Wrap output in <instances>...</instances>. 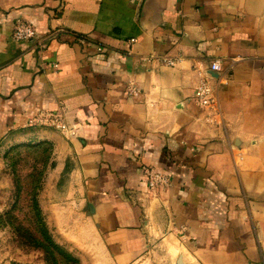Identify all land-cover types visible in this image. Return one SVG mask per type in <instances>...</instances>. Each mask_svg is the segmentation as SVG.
I'll use <instances>...</instances> for the list:
<instances>
[{"label": "crops", "instance_id": "crops-1", "mask_svg": "<svg viewBox=\"0 0 264 264\" xmlns=\"http://www.w3.org/2000/svg\"><path fill=\"white\" fill-rule=\"evenodd\" d=\"M32 130L110 256L160 233L196 264H264V0H0V141Z\"/></svg>", "mask_w": 264, "mask_h": 264}, {"label": "rangeland", "instance_id": "rangeland-1", "mask_svg": "<svg viewBox=\"0 0 264 264\" xmlns=\"http://www.w3.org/2000/svg\"><path fill=\"white\" fill-rule=\"evenodd\" d=\"M73 170L35 130L0 141V264H177L181 256L196 264L172 234L153 235L143 253L110 256L89 222Z\"/></svg>", "mask_w": 264, "mask_h": 264}, {"label": "built area", "instance_id": "built-area-1", "mask_svg": "<svg viewBox=\"0 0 264 264\" xmlns=\"http://www.w3.org/2000/svg\"><path fill=\"white\" fill-rule=\"evenodd\" d=\"M36 38V30L35 27L28 22L27 20L24 19H19L17 20V22L15 23L14 26V30H13V34H12V39L15 41H29L32 39ZM102 50V49H100ZM55 67H58L57 65ZM212 69L214 71H221L222 67L221 64L219 62H214L212 64ZM211 95V90L209 88V86H204L199 93V97H200V101L202 103H209L210 105H212L211 103L214 102L213 98L210 96ZM42 118L40 119H36L37 123H48L51 122L53 126L65 130L66 129V125L63 123V121L61 120V117L58 115H53V114H44L41 116ZM145 174L149 180V184L151 186V188L154 190L157 188L158 185H160L163 182V177L162 175L151 168H148L145 170Z\"/></svg>", "mask_w": 264, "mask_h": 264}, {"label": "water", "instance_id": "water-1", "mask_svg": "<svg viewBox=\"0 0 264 264\" xmlns=\"http://www.w3.org/2000/svg\"><path fill=\"white\" fill-rule=\"evenodd\" d=\"M177 264H185L182 257L178 258Z\"/></svg>", "mask_w": 264, "mask_h": 264}]
</instances>
